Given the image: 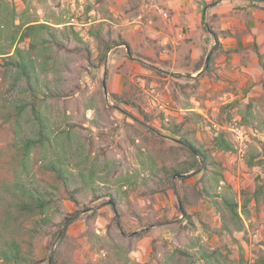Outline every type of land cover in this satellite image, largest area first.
<instances>
[{
  "label": "rangeland",
  "instance_id": "obj_1",
  "mask_svg": "<svg viewBox=\"0 0 264 264\" xmlns=\"http://www.w3.org/2000/svg\"><path fill=\"white\" fill-rule=\"evenodd\" d=\"M95 1L0 0V46L9 55L15 53L11 36L22 19L51 25L49 31L69 49L76 47L73 33H80L92 46V58L101 56L86 34L92 22H104L105 30L121 34L120 43H127L111 49L102 64L98 58L91 63L82 51L76 56L50 51L39 57V76L49 97L43 113L52 142L32 154L30 179L58 198L57 222L67 215L73 219L61 251L62 235L57 238L64 226L38 239L40 264H49L51 256L60 264H163L173 253L175 264H208L198 260L199 250L191 241L219 254V264L264 259V196L249 203V213L241 210L244 198L264 186V164H246L251 156L264 155V0ZM41 37L48 39L49 34ZM24 88L25 82L0 59V112L27 101ZM88 100L92 109L85 114L82 104ZM190 112L204 120L189 119L183 133L189 132L219 164L214 168L224 179L218 192L239 203L241 232L218 235L220 217L202 192L198 171L203 164L181 173L189 155L165 136ZM240 128L247 139L244 160L233 132ZM221 133L232 141V152L214 148ZM34 138L36 125L29 113L19 126L13 120L0 125V179L13 178V151ZM48 161L62 164L76 184L66 187L47 168ZM170 167L180 174H166L164 168ZM81 174L93 178L91 188L79 183ZM74 190L79 191L77 202ZM110 200L117 206L118 228ZM93 210L97 236L88 237ZM178 250L195 259L180 256Z\"/></svg>",
  "mask_w": 264,
  "mask_h": 264
},
{
  "label": "trees",
  "instance_id": "obj_2",
  "mask_svg": "<svg viewBox=\"0 0 264 264\" xmlns=\"http://www.w3.org/2000/svg\"><path fill=\"white\" fill-rule=\"evenodd\" d=\"M101 3H103L101 0L95 1V4L99 5ZM94 6L88 7L87 12H92L95 8ZM102 23L100 22L96 26V23L92 22L90 27L86 29V34L97 44V51L101 52L100 58H92V46L84 41L80 33H73L76 47L69 49L55 33L49 31L54 27L49 24L36 23V21H30L29 19H22L18 25H15L16 29L11 36L10 43V46L15 48L14 54L9 55L0 46V59H3L4 66L10 70H15L18 80L25 82L24 89L29 97L27 101L23 100L18 105L13 106L14 110L0 112V125L13 120L15 126H19L26 113L31 115L36 125V138L24 141L21 147H17L13 151L12 159L15 162L13 166L16 174H14L12 179H0V264H40L41 261L37 254V241L55 226L61 225L65 227L58 244L59 251H61L63 242L67 239V227L73 222V219L67 215L57 222L56 216L60 214V210L57 209L58 198H54V192L41 189L31 183L30 179L33 172V164L30 162L33 160L32 154L40 150L41 152L45 151L52 142L49 121L43 113V107L49 97L44 91V86L39 76L38 62L42 54H47L50 51H54L55 54L68 52L75 56L82 51L87 54V59L91 63H94L93 59L96 60L97 58L98 62L104 63L111 49L120 46L119 44L126 45L127 43H120L122 35L114 33L110 28L105 30V25ZM42 33H48L49 38L42 39L41 37L39 39ZM19 43L26 46L22 47L18 45ZM27 46L29 47L27 48ZM113 98L115 101L119 100L116 95H113ZM102 100L103 96H101ZM6 106L7 104L4 102V108ZM91 109L90 100L84 101L82 112L86 114ZM188 116L181 125L169 129L170 133L165 135L167 138L176 141L189 155L190 162L187 168L181 170V173L198 170L202 163L203 168L198 171L199 174H202L200 181L202 192L209 199L221 220V227L216 232L218 235H231L234 232H241L244 229V221L239 203L233 195L218 192L220 183L224 179L222 172L214 168L219 164L214 162L209 150L190 137L189 132L183 133L185 122L191 119L196 123H200L203 122L204 117L195 112H190ZM214 148L224 152H232L234 145L232 141L221 133L214 138ZM262 149H264V145ZM262 156L264 155L251 156L246 162L247 166L251 168L262 166L264 164L263 159H261L263 158ZM48 164L50 165L47 168L54 171L66 187L76 184L74 175L69 173L62 164L57 165L50 161H48ZM164 172L171 175V177L176 173L180 174V171L175 167L164 168ZM92 181V177L86 178L85 174H81L79 183L84 188H91L94 184ZM228 188H230L229 185ZM77 193H79L78 190H74L71 193L75 202H77L75 197ZM249 194L250 197L244 198L241 206V210L245 214L249 213L250 202H257L261 199V196H264V186H259V188L254 189ZM112 198L115 200L114 196ZM183 210H185L184 205ZM95 219L96 212L93 210L87 219L89 227L87 231L88 237L97 236L94 229ZM114 224L115 227H119L116 222ZM58 233L59 231L57 235ZM191 245L192 248L199 250L198 260L203 259L208 264L210 262L211 264H219L220 260L217 256L219 254L206 251L198 241H191ZM176 253H179L182 257L186 256L193 260L195 259L188 251L178 250ZM175 256V253H173L163 264H175L173 261ZM52 264H60L57 257L52 259ZM256 264H264V259H259Z\"/></svg>",
  "mask_w": 264,
  "mask_h": 264
},
{
  "label": "built area",
  "instance_id": "obj_3",
  "mask_svg": "<svg viewBox=\"0 0 264 264\" xmlns=\"http://www.w3.org/2000/svg\"><path fill=\"white\" fill-rule=\"evenodd\" d=\"M233 132L237 135L236 142L239 143V145L236 146V149L238 150V156L240 159L244 160L246 155L245 142L247 141L246 136H244L245 131L244 129L240 128V129H233Z\"/></svg>",
  "mask_w": 264,
  "mask_h": 264
},
{
  "label": "water",
  "instance_id": "obj_4",
  "mask_svg": "<svg viewBox=\"0 0 264 264\" xmlns=\"http://www.w3.org/2000/svg\"><path fill=\"white\" fill-rule=\"evenodd\" d=\"M208 60H209V57H208ZM104 88H105V91H106V85H105V82H104ZM106 93H107V92H106ZM180 176H181V175H177L176 177H180ZM109 204L113 207L114 212H115L116 217H117L118 225L120 226V224H119V213H118V210H117L116 203H115L113 200H110V201H109ZM62 232H63V230L60 231L57 240H59V238L61 237ZM51 261H52V256H51L50 259H49V264H51Z\"/></svg>",
  "mask_w": 264,
  "mask_h": 264
}]
</instances>
